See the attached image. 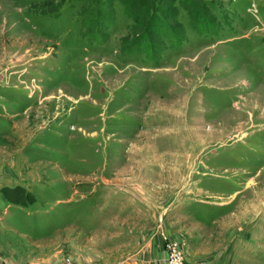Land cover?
Returning a JSON list of instances; mask_svg holds the SVG:
<instances>
[{
	"label": "rangeland",
	"instance_id": "374dc122",
	"mask_svg": "<svg viewBox=\"0 0 264 264\" xmlns=\"http://www.w3.org/2000/svg\"><path fill=\"white\" fill-rule=\"evenodd\" d=\"M151 1L0 0L2 264H264V0Z\"/></svg>",
	"mask_w": 264,
	"mask_h": 264
},
{
	"label": "built area",
	"instance_id": "2783aa9c",
	"mask_svg": "<svg viewBox=\"0 0 264 264\" xmlns=\"http://www.w3.org/2000/svg\"><path fill=\"white\" fill-rule=\"evenodd\" d=\"M164 248L166 249L168 264H184L183 256L180 250V246L177 241L170 240L167 236H164ZM0 264L2 259L0 257ZM59 264H79L73 257L66 256Z\"/></svg>",
	"mask_w": 264,
	"mask_h": 264
},
{
	"label": "trees",
	"instance_id": "16d2710c",
	"mask_svg": "<svg viewBox=\"0 0 264 264\" xmlns=\"http://www.w3.org/2000/svg\"><path fill=\"white\" fill-rule=\"evenodd\" d=\"M155 1H157V0H155ZM159 1H167V2L172 3L174 0H159ZM178 1L180 3H185V0H178ZM187 1L192 2L193 0H187ZM152 4H153V1H151V0H143V2H141L140 5L138 6V12L141 14V18L145 19L144 22H145V28L146 29H148L152 25V23L154 24L155 19L157 18V16L155 15V12H154V13L150 14L148 19H147V12L151 6H152L151 7L152 10L155 11V9L153 8L154 5H152ZM126 7H128V6H126ZM185 8H187L188 12L191 13V9L189 7L185 6ZM127 9H129V8H127ZM131 14H133V13H131ZM135 17L138 18L137 16H135ZM158 21H159L158 22V25H159L161 23L162 19H158Z\"/></svg>",
	"mask_w": 264,
	"mask_h": 264
}]
</instances>
